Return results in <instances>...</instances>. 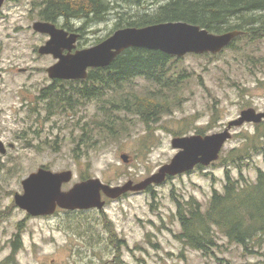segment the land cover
Segmentation results:
<instances>
[{
  "label": "rangeland",
  "instance_id": "rangeland-1",
  "mask_svg": "<svg viewBox=\"0 0 264 264\" xmlns=\"http://www.w3.org/2000/svg\"><path fill=\"white\" fill-rule=\"evenodd\" d=\"M42 1L4 0L0 8V140L6 149L0 152V264H264V254L246 252L224 237L218 241L220 247L208 255L175 238L180 230L175 200L193 196L206 207L212 191L223 189L226 167L219 162L116 199L103 197L106 202L100 211L58 210L50 216L33 217L15 205L14 194L22 193V179L41 166L72 171L63 190L81 176L98 178L110 186L136 184L174 156L173 137L197 134L199 129L203 134L222 131L249 107L264 111L263 37L244 48L243 42L235 43L218 54L172 57L171 75L183 78L176 87L150 84L141 77L122 83L117 89L124 93L160 92L164 96L160 99L168 100V109L164 107L148 125L137 114L115 109L113 115L121 118L117 125L123 121L128 126L126 135L99 140L86 153L82 145L73 150L80 127L86 122L92 136V123L106 116L91 97L74 100L77 103L72 108L62 110L53 100L39 98L44 88L52 94L62 91L46 72L54 59L37 52L47 35L31 27L40 19ZM155 5L156 0H141L134 7L144 10ZM115 6L102 20L83 27L78 47H90L114 30L117 10L129 9L123 0ZM71 20L75 27L84 22ZM61 86L66 93L72 90L69 84ZM261 123L259 128L264 130V120ZM230 132L221 157L230 149L244 147L255 125L245 123ZM121 154L127 155L126 162ZM227 168L233 177H238L240 169L253 181L257 169H264V157L258 154L239 163V168Z\"/></svg>",
  "mask_w": 264,
  "mask_h": 264
},
{
  "label": "trees",
  "instance_id": "trees-1",
  "mask_svg": "<svg viewBox=\"0 0 264 264\" xmlns=\"http://www.w3.org/2000/svg\"><path fill=\"white\" fill-rule=\"evenodd\" d=\"M118 0H43L38 12L39 18L56 21L60 17L65 28L74 27L71 19L83 22L77 31L93 20H102ZM141 0H123L128 10H117L114 29L124 26H145L148 24L181 20L199 25L211 32L222 33L239 29L243 34L236 37L229 45L243 42L245 45L254 43L264 37V0H156L153 8L136 10L134 4ZM132 9V10H131ZM240 46L234 48L240 51ZM171 57L157 50L128 48L119 54L107 67L92 68L83 81L84 86L74 87L76 82H60L61 92L50 93L49 88L41 90L39 98L54 101L60 109L72 108L73 103L91 97L97 103V109L105 113L106 118L94 121L92 136L88 135L87 123L80 128L77 142L79 145L95 147L96 143L106 138L119 139L126 135L128 126L119 123L115 118V109L137 114L141 121L148 125L168 109V100L160 92L148 89L143 95L118 90L122 83L132 82L135 77L143 78L147 83L168 86L181 81V76L174 77L171 73ZM253 63V62H252ZM62 84L70 85V92L62 89ZM90 84V87L87 85ZM157 90H159L157 88ZM110 93V94H108ZM153 94V95H152ZM159 95V96H154ZM75 100V101H74ZM52 101V102H53ZM77 103V102H75ZM262 124V123H260ZM260 124L255 125L254 134L242 148H233L217 162L225 166L223 189H214L203 207L195 197L176 199L175 215L180 230L175 238L184 246L202 252L203 255L213 253L220 247L219 239L224 237L227 242L240 245L249 253L264 254V169H257L255 180L245 178L238 169V177H233L227 168L232 165L239 168V163L246 162L252 156L262 154L264 157V130ZM97 133V134H95ZM197 133L203 134L202 130ZM182 134V132L180 133ZM214 164V163H213ZM197 166V169H202ZM87 178L81 176L80 179ZM148 187L147 189H149ZM114 235H111L112 238ZM15 243V242H14ZM11 257H9L10 259ZM8 261V259L6 260Z\"/></svg>",
  "mask_w": 264,
  "mask_h": 264
},
{
  "label": "water",
  "instance_id": "water-1",
  "mask_svg": "<svg viewBox=\"0 0 264 264\" xmlns=\"http://www.w3.org/2000/svg\"><path fill=\"white\" fill-rule=\"evenodd\" d=\"M2 3L3 0H0V6ZM32 28L49 36L46 42L38 47V52L50 54L57 59L46 71L49 77L61 79L85 78L87 68L108 66L118 54L129 47L158 50L177 57L186 53L215 54L242 33L237 29L212 33L185 21H164L141 27L118 28L90 47L75 49L79 36L76 32L68 34L53 23L41 20L34 21ZM73 49L75 50L72 51ZM64 50L66 53H63ZM263 119L264 111H256L249 107L241 110L237 118L230 120L222 131L173 137L171 146L176 149L174 156L155 173L136 184L129 181L123 185L110 186L98 178H87L75 182L67 190H62V184L71 180L72 172L70 170L54 172L39 167L21 181L23 191L14 194V202L32 216L50 215L57 208L101 209L104 205L102 194L116 198L129 190L139 191L148 185L160 184L167 176L190 171L196 165H209L219 158L221 149L231 137L232 127L244 123H259ZM0 152H5L1 141ZM120 157L124 162L127 161L126 154H121Z\"/></svg>",
  "mask_w": 264,
  "mask_h": 264
},
{
  "label": "flooded vegetation",
  "instance_id": "flooded-vegetation-1",
  "mask_svg": "<svg viewBox=\"0 0 264 264\" xmlns=\"http://www.w3.org/2000/svg\"><path fill=\"white\" fill-rule=\"evenodd\" d=\"M61 18L60 17H58L57 18V20L54 22V21H51L53 24H55L57 27H62V28H64L66 31H68L69 33L70 32H73V31H77V27H75V24L72 22V20H70L69 22L70 23H73L74 24V27H72V28H65L63 25H64V22H62L61 20H60ZM79 32V31H78ZM80 33V32H79ZM81 37V33H80V36H79V38ZM64 52H66V51H64ZM55 61V60H54ZM51 80L54 82V83H59L60 81H66V80H64V79H59V78H51Z\"/></svg>",
  "mask_w": 264,
  "mask_h": 264
}]
</instances>
